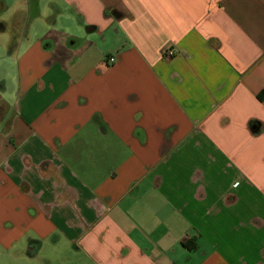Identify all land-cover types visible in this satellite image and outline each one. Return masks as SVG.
<instances>
[{"label": "crops", "instance_id": "crops-1", "mask_svg": "<svg viewBox=\"0 0 264 264\" xmlns=\"http://www.w3.org/2000/svg\"><path fill=\"white\" fill-rule=\"evenodd\" d=\"M0 43V264H264V0H0Z\"/></svg>", "mask_w": 264, "mask_h": 264}, {"label": "built area", "instance_id": "built-area-1", "mask_svg": "<svg viewBox=\"0 0 264 264\" xmlns=\"http://www.w3.org/2000/svg\"><path fill=\"white\" fill-rule=\"evenodd\" d=\"M163 55H164L165 58L171 59V58H174L177 55V53L173 49H166L164 51ZM109 61H110V63H114L115 59L111 58V59H109Z\"/></svg>", "mask_w": 264, "mask_h": 264}, {"label": "rangeland", "instance_id": "rangeland-1", "mask_svg": "<svg viewBox=\"0 0 264 264\" xmlns=\"http://www.w3.org/2000/svg\"><path fill=\"white\" fill-rule=\"evenodd\" d=\"M1 44V43H0ZM2 62V61H1ZM2 67V66H1ZM5 77V76H4ZM7 78V77H6ZM8 79V78H7ZM15 80V78L14 79H12L11 77H9V80L7 81V84H9V86L12 88L14 85L12 84V82Z\"/></svg>", "mask_w": 264, "mask_h": 264}]
</instances>
